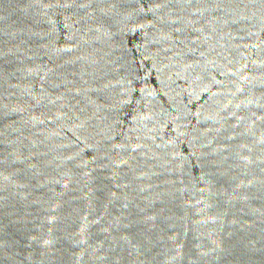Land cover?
<instances>
[{"label": "water", "instance_id": "1", "mask_svg": "<svg viewBox=\"0 0 264 264\" xmlns=\"http://www.w3.org/2000/svg\"><path fill=\"white\" fill-rule=\"evenodd\" d=\"M0 264H264V0H0Z\"/></svg>", "mask_w": 264, "mask_h": 264}]
</instances>
